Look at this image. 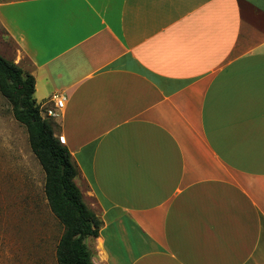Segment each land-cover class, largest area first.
I'll list each match as a JSON object with an SVG mask.
<instances>
[{"label": "crops", "instance_id": "obj_1", "mask_svg": "<svg viewBox=\"0 0 264 264\" xmlns=\"http://www.w3.org/2000/svg\"><path fill=\"white\" fill-rule=\"evenodd\" d=\"M102 221L95 264H264V0H0Z\"/></svg>", "mask_w": 264, "mask_h": 264}, {"label": "rangeland", "instance_id": "obj_2", "mask_svg": "<svg viewBox=\"0 0 264 264\" xmlns=\"http://www.w3.org/2000/svg\"><path fill=\"white\" fill-rule=\"evenodd\" d=\"M44 187L45 173L27 128L0 93V264H59L64 226L51 211Z\"/></svg>", "mask_w": 264, "mask_h": 264}, {"label": "trees", "instance_id": "obj_3", "mask_svg": "<svg viewBox=\"0 0 264 264\" xmlns=\"http://www.w3.org/2000/svg\"><path fill=\"white\" fill-rule=\"evenodd\" d=\"M35 84L24 68L0 55V93L12 105L15 120L27 128L31 150L45 173L48 204L64 226L58 263L95 264L86 240L99 237L103 223L84 202L75 182L79 168L55 134L58 125L44 117L35 98Z\"/></svg>", "mask_w": 264, "mask_h": 264}, {"label": "built area", "instance_id": "obj_4", "mask_svg": "<svg viewBox=\"0 0 264 264\" xmlns=\"http://www.w3.org/2000/svg\"><path fill=\"white\" fill-rule=\"evenodd\" d=\"M67 107V98L64 95L56 94L51 97L50 105L43 109V115L48 119H59L62 117Z\"/></svg>", "mask_w": 264, "mask_h": 264}]
</instances>
